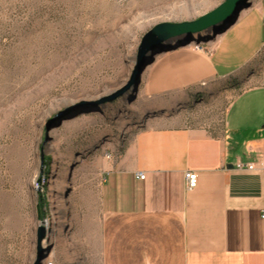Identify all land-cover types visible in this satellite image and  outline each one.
<instances>
[{
    "label": "rangeland",
    "instance_id": "374dc122",
    "mask_svg": "<svg viewBox=\"0 0 264 264\" xmlns=\"http://www.w3.org/2000/svg\"><path fill=\"white\" fill-rule=\"evenodd\" d=\"M225 1L0 0V264H35L39 225L48 230L42 264H101L103 179L157 103L145 87L163 52L140 65L136 96L102 101L130 81L154 26L198 20ZM224 27L186 45L211 52ZM235 38L215 46L227 72L256 47L233 51ZM248 69L255 77L242 72L204 87L185 116L219 128L234 96L263 84L264 48Z\"/></svg>",
    "mask_w": 264,
    "mask_h": 264
},
{
    "label": "crops",
    "instance_id": "0c3cea01",
    "mask_svg": "<svg viewBox=\"0 0 264 264\" xmlns=\"http://www.w3.org/2000/svg\"><path fill=\"white\" fill-rule=\"evenodd\" d=\"M233 36L232 50L256 47L227 72L214 51ZM216 45L207 53L179 44L151 62L145 91L157 103L102 183L101 264H264L263 175L235 167L264 163V82L234 96L219 128L183 111L215 80L255 77L248 68L264 48V0ZM187 172L197 174L191 190Z\"/></svg>",
    "mask_w": 264,
    "mask_h": 264
},
{
    "label": "water",
    "instance_id": "95a60500",
    "mask_svg": "<svg viewBox=\"0 0 264 264\" xmlns=\"http://www.w3.org/2000/svg\"><path fill=\"white\" fill-rule=\"evenodd\" d=\"M247 1L226 0L217 9L202 16L198 20L182 23L164 22L154 26L141 40L138 48L137 65L130 81L124 88L102 102H113L126 96L130 91L136 96L139 93L142 84V74L145 71V68H140V65L144 63L149 55L163 52V47L165 45H171L174 41L181 43L183 40H187L185 44H189L192 42V36L214 27H222L225 25L221 31L225 32L238 20L241 11L246 8ZM47 234V228L39 225L35 264H42V261L46 257L45 251L47 247L44 245V242Z\"/></svg>",
    "mask_w": 264,
    "mask_h": 264
},
{
    "label": "built area",
    "instance_id": "2783aa9c",
    "mask_svg": "<svg viewBox=\"0 0 264 264\" xmlns=\"http://www.w3.org/2000/svg\"><path fill=\"white\" fill-rule=\"evenodd\" d=\"M235 167L239 170L247 169L248 171H255L260 170L263 175V181H264V163L263 162H252V163H242L238 162L236 163ZM140 179L145 180L146 176L143 173L139 174ZM185 179L187 181L188 188L194 189L197 184V174L193 172H187L185 175ZM262 219H264V214L262 215Z\"/></svg>",
    "mask_w": 264,
    "mask_h": 264
},
{
    "label": "bare ground",
    "instance_id": "6f19581e",
    "mask_svg": "<svg viewBox=\"0 0 264 264\" xmlns=\"http://www.w3.org/2000/svg\"><path fill=\"white\" fill-rule=\"evenodd\" d=\"M36 188H37V190H39L41 188V186L38 185V182H37Z\"/></svg>",
    "mask_w": 264,
    "mask_h": 264
},
{
    "label": "trees",
    "instance_id": "16d2710c",
    "mask_svg": "<svg viewBox=\"0 0 264 264\" xmlns=\"http://www.w3.org/2000/svg\"><path fill=\"white\" fill-rule=\"evenodd\" d=\"M40 185V184H39ZM41 186V185H40Z\"/></svg>",
    "mask_w": 264,
    "mask_h": 264
}]
</instances>
